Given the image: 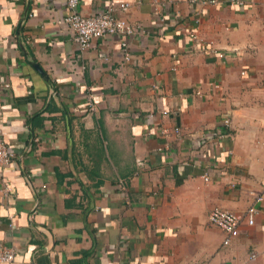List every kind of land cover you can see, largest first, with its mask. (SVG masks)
Here are the masks:
<instances>
[{"label":"crops","instance_id":"obj_1","mask_svg":"<svg viewBox=\"0 0 264 264\" xmlns=\"http://www.w3.org/2000/svg\"><path fill=\"white\" fill-rule=\"evenodd\" d=\"M109 8L140 28L128 61L120 37L80 50L66 0H0V249L11 264H264V203L228 246L208 223L264 192V0L79 11Z\"/></svg>","mask_w":264,"mask_h":264},{"label":"built area","instance_id":"obj_2","mask_svg":"<svg viewBox=\"0 0 264 264\" xmlns=\"http://www.w3.org/2000/svg\"><path fill=\"white\" fill-rule=\"evenodd\" d=\"M192 4L198 6L217 5L224 2L228 7L234 9H244L252 3V0H189ZM67 14L64 17V23L73 34L74 41L80 50H84L90 46L92 41L106 37H120V51L124 61L130 59L129 38L140 32V28L124 18L114 15L115 8H109L104 12L93 16H83L80 11V0H66ZM130 8L128 2L120 5L123 12H127ZM192 39L197 44L195 50H203L209 55H213L218 59H224L229 54L213 49L211 45L204 46L197 35L193 34ZM200 46V47H199ZM205 47V50H204ZM244 75V73H242ZM165 113V112H164ZM167 113V112H166ZM228 126L229 122H224ZM175 133H179V129H175ZM12 154L8 151L5 142L0 133V168H4L11 163ZM139 166L142 162L137 161ZM204 181L208 182L207 174L203 176ZM120 190H124V181L119 180ZM254 205L247 208L242 214L231 213L220 208H213L208 214V223L218 228L224 234L222 241L223 246L231 244L232 240L238 237L239 228L243 222L249 225L254 224V218L258 212L256 204L264 203V192L256 194L253 197ZM15 254L12 249H0V264H11Z\"/></svg>","mask_w":264,"mask_h":264},{"label":"water","instance_id":"obj_3","mask_svg":"<svg viewBox=\"0 0 264 264\" xmlns=\"http://www.w3.org/2000/svg\"><path fill=\"white\" fill-rule=\"evenodd\" d=\"M36 68L37 71H39L41 74H44L43 71L41 70V68L38 65L34 66Z\"/></svg>","mask_w":264,"mask_h":264}]
</instances>
